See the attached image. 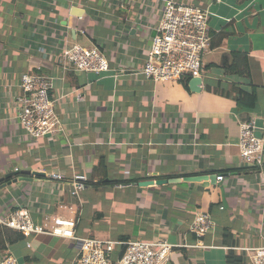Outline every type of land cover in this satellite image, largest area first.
I'll return each mask as SVG.
<instances>
[{
	"label": "crops",
	"instance_id": "crops-1",
	"mask_svg": "<svg viewBox=\"0 0 264 264\" xmlns=\"http://www.w3.org/2000/svg\"><path fill=\"white\" fill-rule=\"evenodd\" d=\"M177 1L208 14L199 91L192 78L141 74L163 0H0V216L22 207L35 223L76 221L78 238L165 240L175 245L166 264H251L244 248L264 246V165H244L238 142L241 121L264 125V0ZM75 44L96 47L108 70L61 64ZM233 52L248 75L228 71ZM24 73L46 77L57 99L62 130L40 142L10 113ZM231 83L255 92L254 109L221 95ZM76 175L85 185L75 196ZM199 212L213 222L202 249L190 231ZM78 251L76 240L0 225V264H74Z\"/></svg>",
	"mask_w": 264,
	"mask_h": 264
},
{
	"label": "built area",
	"instance_id": "built-area-1",
	"mask_svg": "<svg viewBox=\"0 0 264 264\" xmlns=\"http://www.w3.org/2000/svg\"><path fill=\"white\" fill-rule=\"evenodd\" d=\"M211 51V36L208 14L201 8L180 3L177 0H163L161 15L153 27L150 44L145 51L141 74L152 83L180 81L184 78L202 77L204 58ZM61 64H70L84 72L101 73L109 68L106 58L96 47L75 44L63 46L59 58ZM50 81L39 74L24 73L19 80V94L10 102L11 116L19 122L21 129L33 140L42 141L48 135L61 129L56 113L57 99L50 95ZM78 97V98H77ZM76 98L80 99L78 95ZM264 125L258 126L255 117H249L239 124L238 150L246 166L264 165ZM60 178V175L52 174ZM222 176H216L217 181ZM85 177L75 176L71 191L77 195L84 188ZM0 225L18 231L22 237L49 235L76 240L79 245L74 264H113L115 246L124 247L116 264H166L175 245L165 240L143 241L137 239L112 241L100 238H78L74 229L76 221L64 218H44L41 223L32 221L26 208H17L7 216H0ZM213 225L206 212L197 213L190 231L196 236V248H208L204 237ZM251 264H264V246L244 248ZM1 264H17L8 256Z\"/></svg>",
	"mask_w": 264,
	"mask_h": 264
},
{
	"label": "trees",
	"instance_id": "trees-1",
	"mask_svg": "<svg viewBox=\"0 0 264 264\" xmlns=\"http://www.w3.org/2000/svg\"><path fill=\"white\" fill-rule=\"evenodd\" d=\"M231 55L233 57V62L230 64L228 71H231V73H240V74L248 75L249 69H248L246 57L240 53H234V52ZM240 57H243V59H240L239 62H237L238 60L237 58H240ZM221 93H222L221 94L222 96L232 98L236 103V107L240 109L250 111L255 108L257 99H256V95L254 91L251 93H248L240 89V87L235 85L234 83H231L227 86L226 91H223ZM123 250H124V247H121V249L119 250L117 259L121 257ZM238 261H240V259L228 258V264H240ZM113 262L115 261L113 260Z\"/></svg>",
	"mask_w": 264,
	"mask_h": 264
},
{
	"label": "water",
	"instance_id": "water-1",
	"mask_svg": "<svg viewBox=\"0 0 264 264\" xmlns=\"http://www.w3.org/2000/svg\"><path fill=\"white\" fill-rule=\"evenodd\" d=\"M75 15L79 16V12H76ZM201 83V78L199 77H195V78H192L189 82V88L193 91H199V84ZM201 178H191L190 180H200ZM161 182H164V181H157L156 183L159 184ZM152 183V181H144V182H140V184L142 185H147V184H150Z\"/></svg>",
	"mask_w": 264,
	"mask_h": 264
}]
</instances>
